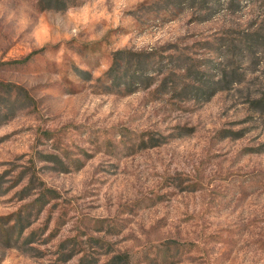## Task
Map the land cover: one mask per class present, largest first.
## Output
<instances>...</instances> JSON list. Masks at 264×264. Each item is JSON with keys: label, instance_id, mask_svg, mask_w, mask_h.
Instances as JSON below:
<instances>
[{"label": "rangeland", "instance_id": "rangeland-1", "mask_svg": "<svg viewBox=\"0 0 264 264\" xmlns=\"http://www.w3.org/2000/svg\"><path fill=\"white\" fill-rule=\"evenodd\" d=\"M0 264H264V0H0Z\"/></svg>", "mask_w": 264, "mask_h": 264}, {"label": "trees", "instance_id": "trees-1", "mask_svg": "<svg viewBox=\"0 0 264 264\" xmlns=\"http://www.w3.org/2000/svg\"><path fill=\"white\" fill-rule=\"evenodd\" d=\"M53 1H55V2L59 3V1H60V0H53Z\"/></svg>", "mask_w": 264, "mask_h": 264}]
</instances>
